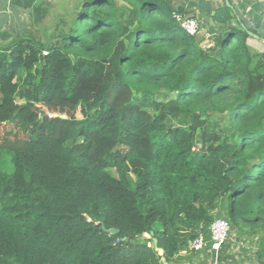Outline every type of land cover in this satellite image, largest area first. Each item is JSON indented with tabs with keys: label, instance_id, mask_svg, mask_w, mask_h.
I'll return each instance as SVG.
<instances>
[{
	"label": "trees",
	"instance_id": "trees-1",
	"mask_svg": "<svg viewBox=\"0 0 264 264\" xmlns=\"http://www.w3.org/2000/svg\"><path fill=\"white\" fill-rule=\"evenodd\" d=\"M188 1L76 0L59 38L0 42V264H163L218 218L264 264V24L224 4L203 46Z\"/></svg>",
	"mask_w": 264,
	"mask_h": 264
},
{
	"label": "crops",
	"instance_id": "crops-1",
	"mask_svg": "<svg viewBox=\"0 0 264 264\" xmlns=\"http://www.w3.org/2000/svg\"><path fill=\"white\" fill-rule=\"evenodd\" d=\"M68 0H0V42L8 45L15 42L18 36L37 38L39 36L55 38L54 21L48 24L51 17L61 15ZM235 12L238 19L246 22L252 29H259L264 24V0H201L197 13L201 16V45L210 47L214 44L216 26L213 14L217 8L227 5ZM69 9L72 0H69ZM63 9V10H62ZM67 11V12H68ZM59 24V23H58ZM38 34V35H37ZM249 43L256 49H264V41L253 37ZM257 237H238L232 231L231 237L218 251L208 245L202 251L184 250L171 262L163 264H261L257 253Z\"/></svg>",
	"mask_w": 264,
	"mask_h": 264
},
{
	"label": "built area",
	"instance_id": "built-area-1",
	"mask_svg": "<svg viewBox=\"0 0 264 264\" xmlns=\"http://www.w3.org/2000/svg\"><path fill=\"white\" fill-rule=\"evenodd\" d=\"M196 1V0H194ZM177 19L180 21L184 30L190 35H197L200 33V25L196 18L183 17L176 15ZM211 231V248L218 251L231 237V226L229 222L225 219H216L210 228ZM209 243L207 242L204 235L200 234L190 243V249L193 251H202L207 248Z\"/></svg>",
	"mask_w": 264,
	"mask_h": 264
},
{
	"label": "rangeland",
	"instance_id": "rangeland-1",
	"mask_svg": "<svg viewBox=\"0 0 264 264\" xmlns=\"http://www.w3.org/2000/svg\"><path fill=\"white\" fill-rule=\"evenodd\" d=\"M199 1H201V0H196V1H194V0H190V1H188L187 3H188V6H189V9H190V12L192 13V14H194V15H196L197 17H199L198 16V13H197V5H198V3H199ZM75 3H76V0H72V6L73 5H75ZM190 3H192V4H190ZM196 3V4H195ZM68 6H70L69 5V0H68V2L64 5V7H63V9H65V11L64 12H66V11H68V9H69V7ZM62 9V10H63ZM73 14V13H72ZM72 16V15H71ZM54 21V25L56 26V28H54V27H52L51 29H54L53 30V32L54 33H59V29L57 28V26H59V28L61 27H63L64 26V24H63V22L61 23V22H58L57 23V16L55 15V16H53V17H51V20H49L48 21V24H51L52 22ZM60 34V33H59ZM59 34H58V36H55L56 38H59ZM38 35V34H37ZM198 38L201 40V32L198 34ZM37 39V38H36ZM51 39H53V37L51 38ZM203 46H206V45H203ZM66 115V114H65ZM77 116L78 117H81V114L78 112V114H77ZM3 128H2V132L5 130V129H7L8 127H9V125H5V126H2ZM5 169L7 170V171H11V169H12V167H11V164L9 163V162H7V164L5 165ZM231 234H232V231H231Z\"/></svg>",
	"mask_w": 264,
	"mask_h": 264
},
{
	"label": "water",
	"instance_id": "water-1",
	"mask_svg": "<svg viewBox=\"0 0 264 264\" xmlns=\"http://www.w3.org/2000/svg\"><path fill=\"white\" fill-rule=\"evenodd\" d=\"M227 5H229V4L227 3ZM249 33H250L251 35H253L252 32H249ZM53 116H54V117H60V118H63V119H66V118H67V115H65V114H58V113H55ZM108 231H110V232L113 233V234L119 232V230H117V229H110V230H108Z\"/></svg>",
	"mask_w": 264,
	"mask_h": 264
}]
</instances>
